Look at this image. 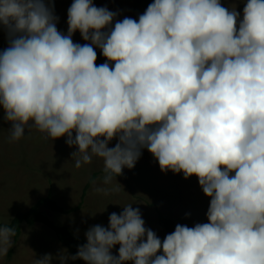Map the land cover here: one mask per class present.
<instances>
[{"label":"clouds","instance_id":"obj_1","mask_svg":"<svg viewBox=\"0 0 264 264\" xmlns=\"http://www.w3.org/2000/svg\"><path fill=\"white\" fill-rule=\"evenodd\" d=\"M117 15L73 0L64 34L52 0H0L9 35L0 51V106L9 141L33 127L46 139L67 136L78 149L74 167L103 160L104 185L147 148L162 172L198 177L211 198L208 222L177 224L161 240L131 203L110 214L108 227H90L75 255L56 259L264 264V0H246L242 18L221 0H154L138 20L113 26ZM77 30L90 43L74 42ZM95 48L105 63H95ZM15 235L0 226V257ZM52 262L49 253L34 264Z\"/></svg>","mask_w":264,"mask_h":264},{"label":"rangeland","instance_id":"obj_2","mask_svg":"<svg viewBox=\"0 0 264 264\" xmlns=\"http://www.w3.org/2000/svg\"><path fill=\"white\" fill-rule=\"evenodd\" d=\"M133 0H93L97 7H107L117 12L114 23L125 17L134 18ZM48 2V0H46ZM73 0H52L54 13L59 18L56 27L67 34V10ZM154 0L145 2L139 15ZM246 0H221L222 6L236 8L242 12ZM72 39L81 45L90 43L83 40L77 30ZM9 46V35L0 26V51ZM99 49V48H95ZM105 62L96 63L100 65ZM114 64V62H110ZM11 122L4 119V109L0 106V222H9L16 212L26 211L39 198L49 192L52 198L68 210L79 204L82 191L93 172L103 170V160L94 157L91 164L74 167L72 153L77 151L75 145L66 143L67 136L54 140L46 139L36 128L25 129V136L19 141L10 142ZM75 136V133H73ZM117 139L109 143L115 146ZM123 175L114 178L110 185L103 184V173L94 180L96 185L86 189L80 208L73 212L59 213L43 208V212L58 225L69 228L73 234L85 238L87 230L94 225L108 227L109 216L123 211V205L131 204L139 208L145 227L152 229L163 240L166 232L158 223V215L174 218L177 224L193 227L196 223H207L206 212L210 197L204 194L198 183V177L185 178L183 173L162 172L158 160L147 148L131 169L124 168ZM94 187L118 188L107 195L94 191ZM187 214V215H186ZM119 244L112 249L118 255ZM11 253L0 257V264H34L36 258L52 254V264H60L56 259L61 253L72 256L67 248L56 238L47 226L37 223L33 226L22 225L21 234L11 248ZM66 264H86L82 261L68 259ZM125 264H133L132 261Z\"/></svg>","mask_w":264,"mask_h":264},{"label":"trees","instance_id":"obj_3","mask_svg":"<svg viewBox=\"0 0 264 264\" xmlns=\"http://www.w3.org/2000/svg\"><path fill=\"white\" fill-rule=\"evenodd\" d=\"M149 0H133L132 1V11L134 13V18L138 20L139 17V10L141 6ZM97 52V60L95 63H100V62H106L107 58L102 55V52L100 49H95ZM127 168V167H125ZM103 173L102 171H96L93 172V174L90 176L89 180L85 184L83 191H82V196L79 204L76 206L66 210L62 206L58 205V203L52 198L51 193L49 192L45 197L39 198L32 206H30L26 211H19L16 212L13 217L10 219L9 222H0V226L7 225L9 227H13L16 231L15 237H13V240L15 243L18 240V237L21 234V228L23 224H26L28 226H33L37 223L43 224L47 227H49L55 234L57 240L67 248L68 252L71 255H75L76 252L78 251V246L83 245L86 243L85 238H81L79 236H76L73 234V232L67 228L66 226L63 225H58L51 221V219L43 212V208H48L51 211L54 212H59V213H68V212H73L76 211L77 209L80 208L81 202L84 199L86 189L91 185L92 181L100 174ZM123 173L119 176H122ZM118 177V176H117ZM158 223L159 225L168 233H171L175 230L176 226V221L174 218L171 217H166L162 214L158 215ZM12 249L9 250L11 253ZM77 261H83L82 259H76ZM86 263V262H85Z\"/></svg>","mask_w":264,"mask_h":264}]
</instances>
